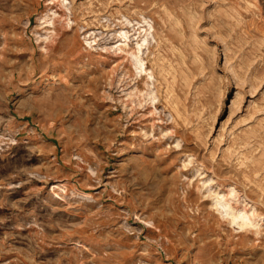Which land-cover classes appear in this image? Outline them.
Instances as JSON below:
<instances>
[{"label":"rangeland","instance_id":"1","mask_svg":"<svg viewBox=\"0 0 264 264\" xmlns=\"http://www.w3.org/2000/svg\"><path fill=\"white\" fill-rule=\"evenodd\" d=\"M0 264H264V0H0Z\"/></svg>","mask_w":264,"mask_h":264},{"label":"bare ground","instance_id":"2","mask_svg":"<svg viewBox=\"0 0 264 264\" xmlns=\"http://www.w3.org/2000/svg\"><path fill=\"white\" fill-rule=\"evenodd\" d=\"M132 57V63L134 65V68L138 71H141L143 69V61L139 57L138 52L134 51L131 53ZM214 204L217 206L218 209H220L221 212L228 213L232 220L239 218L241 219V224L245 223V218L248 217V213L245 210H235L232 208L231 204L223 200L222 198L216 197L214 200ZM250 213V212H249Z\"/></svg>","mask_w":264,"mask_h":264}]
</instances>
